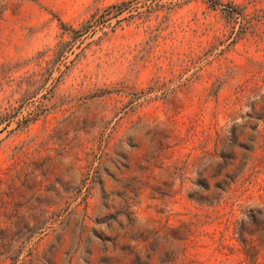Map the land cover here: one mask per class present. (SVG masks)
Returning <instances> with one entry per match:
<instances>
[{"label": "rangeland", "instance_id": "374dc122", "mask_svg": "<svg viewBox=\"0 0 264 264\" xmlns=\"http://www.w3.org/2000/svg\"><path fill=\"white\" fill-rule=\"evenodd\" d=\"M262 208L264 0H0V264H264Z\"/></svg>", "mask_w": 264, "mask_h": 264}, {"label": "trees", "instance_id": "16d2710c", "mask_svg": "<svg viewBox=\"0 0 264 264\" xmlns=\"http://www.w3.org/2000/svg\"><path fill=\"white\" fill-rule=\"evenodd\" d=\"M261 210H263V213L262 214H264V209L262 208ZM253 214H254V212H253V209H249V213H248V218H249V220L250 221H252V219H253ZM236 233H238V235H239V239H240V241L242 242V243H245L244 245H248L247 244V242H245V240L242 238V235H243V233H244V231H243V229H241L240 227H237L236 228ZM245 261H247V259L248 258H250V254L246 251L245 252ZM255 262H253L252 260L248 263V264H254Z\"/></svg>", "mask_w": 264, "mask_h": 264}]
</instances>
